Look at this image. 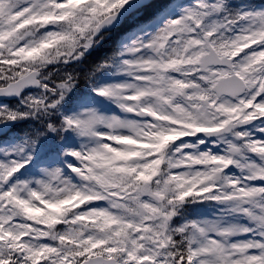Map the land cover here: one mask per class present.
Segmentation results:
<instances>
[{
    "label": "snow or ice",
    "instance_id": "snow-or-ice-1",
    "mask_svg": "<svg viewBox=\"0 0 264 264\" xmlns=\"http://www.w3.org/2000/svg\"><path fill=\"white\" fill-rule=\"evenodd\" d=\"M0 264H264V0H0Z\"/></svg>",
    "mask_w": 264,
    "mask_h": 264
}]
</instances>
